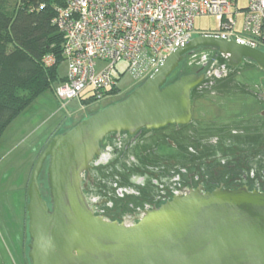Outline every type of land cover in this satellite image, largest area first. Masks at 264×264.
Listing matches in <instances>:
<instances>
[{
	"label": "water",
	"instance_id": "95a60500",
	"mask_svg": "<svg viewBox=\"0 0 264 264\" xmlns=\"http://www.w3.org/2000/svg\"><path fill=\"white\" fill-rule=\"evenodd\" d=\"M203 48L229 56L232 66L250 59L264 70L263 50L198 35L172 51L124 99L55 135L29 185L32 264H264V194L245 189L191 193L125 226L96 216L84 193L83 174L109 134L190 119L191 93L203 77L188 74L167 83L187 54ZM46 164L50 201L40 185Z\"/></svg>",
	"mask_w": 264,
	"mask_h": 264
},
{
	"label": "flooded vegetation",
	"instance_id": "af4514ba",
	"mask_svg": "<svg viewBox=\"0 0 264 264\" xmlns=\"http://www.w3.org/2000/svg\"><path fill=\"white\" fill-rule=\"evenodd\" d=\"M208 53H189L171 75L184 66L186 73L176 80L203 77L192 90L187 122L106 137L83 174L96 216L133 226L191 193L245 189L264 194V70L250 59L232 66L229 56ZM171 77L167 85L176 81ZM30 242L28 235L17 264H32Z\"/></svg>",
	"mask_w": 264,
	"mask_h": 264
},
{
	"label": "built area",
	"instance_id": "2783aa9c",
	"mask_svg": "<svg viewBox=\"0 0 264 264\" xmlns=\"http://www.w3.org/2000/svg\"><path fill=\"white\" fill-rule=\"evenodd\" d=\"M54 24L66 36L68 75L55 95L61 102L85 91L98 100L125 73L144 83L177 47L196 36L195 20L213 16L222 39L264 51V0H64ZM243 14L242 31L237 20ZM180 42V45H179ZM108 63L98 70V64ZM124 68H120V64Z\"/></svg>",
	"mask_w": 264,
	"mask_h": 264
},
{
	"label": "rangeland",
	"instance_id": "374dc122",
	"mask_svg": "<svg viewBox=\"0 0 264 264\" xmlns=\"http://www.w3.org/2000/svg\"><path fill=\"white\" fill-rule=\"evenodd\" d=\"M244 2L245 0H240L241 5ZM242 22L243 14L237 20V32L242 31ZM219 28L216 17L202 16L195 20L196 36L216 33ZM215 54L208 53L207 56H215ZM106 66L108 63L101 62L98 64V70ZM119 67L124 68V65L121 63ZM186 68L182 66L183 70L176 72L170 82L179 78L182 73H186ZM58 71L61 78L67 77V59L59 64ZM58 86L59 84L54 85L55 90ZM137 86L138 82L128 72L117 81V87L122 93L131 91ZM90 95V92L85 91L81 97L61 102L55 96V92L49 90L16 118L4 133L0 141V264H4V261L8 262L7 256L11 252L19 255L16 257L18 259L20 257L21 260L24 238L28 239L29 235L27 211L29 185L43 148L55 135L65 133L92 114L122 100L127 94L108 97L91 106H84L83 102ZM230 101L232 100H228ZM47 166L46 164L40 177V185L44 198L50 201Z\"/></svg>",
	"mask_w": 264,
	"mask_h": 264
},
{
	"label": "trees",
	"instance_id": "16d2710c",
	"mask_svg": "<svg viewBox=\"0 0 264 264\" xmlns=\"http://www.w3.org/2000/svg\"><path fill=\"white\" fill-rule=\"evenodd\" d=\"M64 3V0H0V141L16 118L45 92H55L54 85L67 78H61L58 71L59 64L66 59V36L54 24L56 9ZM120 93L114 86L105 97ZM99 101L90 95L83 104L91 106Z\"/></svg>",
	"mask_w": 264,
	"mask_h": 264
},
{
	"label": "crops",
	"instance_id": "0c3cea01",
	"mask_svg": "<svg viewBox=\"0 0 264 264\" xmlns=\"http://www.w3.org/2000/svg\"><path fill=\"white\" fill-rule=\"evenodd\" d=\"M16 256H19V255H14L13 254V252H11L10 254H9V256H7V257H9V260H8V262L7 261H4V264H13V263H19V260H20V257H19V259L16 257Z\"/></svg>",
	"mask_w": 264,
	"mask_h": 264
}]
</instances>
